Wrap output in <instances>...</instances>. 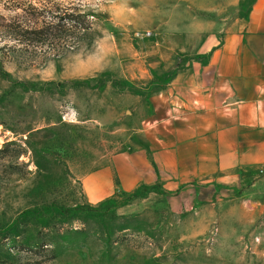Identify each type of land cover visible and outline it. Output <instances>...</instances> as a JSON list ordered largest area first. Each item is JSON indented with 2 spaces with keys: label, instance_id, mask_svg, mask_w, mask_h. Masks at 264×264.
<instances>
[{
  "label": "rangeland",
  "instance_id": "374dc122",
  "mask_svg": "<svg viewBox=\"0 0 264 264\" xmlns=\"http://www.w3.org/2000/svg\"><path fill=\"white\" fill-rule=\"evenodd\" d=\"M250 3L0 0V264H264V167L123 192L112 166Z\"/></svg>",
  "mask_w": 264,
  "mask_h": 264
},
{
  "label": "crops",
  "instance_id": "0c3cea01",
  "mask_svg": "<svg viewBox=\"0 0 264 264\" xmlns=\"http://www.w3.org/2000/svg\"><path fill=\"white\" fill-rule=\"evenodd\" d=\"M160 97L167 106L147 120V154L112 158L119 190L158 185L166 192H198L206 183L264 167V0H251L207 60L189 63ZM91 188L97 197L114 191L99 180Z\"/></svg>",
  "mask_w": 264,
  "mask_h": 264
}]
</instances>
